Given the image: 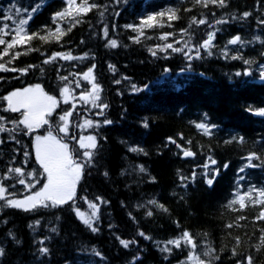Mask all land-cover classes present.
I'll return each instance as SVG.
<instances>
[{
  "label": "trees",
  "instance_id": "trees-1",
  "mask_svg": "<svg viewBox=\"0 0 264 264\" xmlns=\"http://www.w3.org/2000/svg\"><path fill=\"white\" fill-rule=\"evenodd\" d=\"M95 2L107 6L103 17L97 10L76 17L81 22L71 31L67 28L73 22L72 17L58 20L57 24L66 31L59 42L51 36L48 42L34 38L30 45H18L9 50V56L0 59L8 68L36 66L24 75L0 71V98L13 89L33 84H40L45 92L58 99L65 83L71 93L68 104L59 99L60 106L49 125L34 129L28 135L23 131L0 132V141H3L0 143V184L8 188L9 199L38 191L46 182L36 162L33 141L35 135L47 133L49 127L57 134L58 115L63 109L76 105L70 118L74 125L83 124L86 119L99 125L72 128L77 137L92 134L98 142L93 163L84 169L76 186L74 201L62 207L35 211L7 207L0 201V247L5 250L0 264H195L188 259L189 254L211 264H237L238 261L246 264L247 256L255 258L254 264H264V248L257 251L264 229V221L255 220L259 209L249 206L243 211H233L226 207L235 192L243 193L253 186L264 189V116L257 114V110L264 109V77L261 76L264 24L259 22L264 20V0H227L226 7L211 4L202 7L193 0ZM65 7V0H0V28L9 25L5 29L9 35L4 39H11L16 22L27 18L28 14L32 19L27 30L47 35L48 30L57 26L53 23V14ZM33 8L37 10L32 12ZM167 8L179 9L180 18L171 21V27L167 17H158L163 27L143 29L144 36L139 43L131 39L138 33L126 25H139L141 17ZM189 8L191 11L184 10ZM16 9H20L19 15ZM245 12L250 13L246 18L243 17ZM5 15H11L12 20H5ZM193 17L206 18L213 27L193 25L189 29V47L198 46L208 32L215 31L214 47L209 49L212 55L202 48L201 58L191 60L170 49L157 50L156 56L151 54L150 48L165 43L183 48L189 37L180 30L188 28ZM220 19L227 23L215 24ZM105 27L108 28L107 39ZM164 33L173 35L167 41L160 40ZM237 35L244 43L228 45V40ZM108 39L117 40L118 46L108 47ZM177 40L179 44L175 43ZM29 46L38 51L27 52L11 64L7 63L12 52L24 53ZM5 47L0 45V54ZM55 52L87 56L71 61L57 58L44 64ZM190 55L195 57V51ZM234 55L242 58L232 59ZM244 60L252 63L245 64ZM92 65H95V81L102 87L101 99L108 105L103 115H96L99 109L79 100L81 93L91 90V84L82 74ZM109 65H113L115 71L110 70ZM238 72L241 75L237 76ZM61 76H68V82L61 81ZM76 80L80 81V87L76 86ZM116 80L121 82L116 84ZM133 84L142 90L134 92ZM5 108L7 101L0 99V116L5 118V128L11 129L10 121L21 117L19 113L4 111ZM105 119L112 123L104 124ZM144 122L148 127L143 126ZM201 122L216 126L210 136L195 127ZM170 137L195 155L184 157L181 149L169 142ZM240 137L243 143L238 142ZM130 147L142 148L143 152H131ZM25 152L29 153L27 157ZM250 152L261 156V160L252 161L256 167L247 166L246 157ZM209 157L217 163L211 165ZM205 163L210 164L208 169L203 167ZM140 166L144 167V172L139 171ZM16 167L25 173L33 170L41 173L39 183H35L31 191L18 183L21 178L27 183L30 177L7 171ZM241 168L243 172L239 171ZM212 169H219V174L209 186L206 180L211 177ZM193 172L196 173L194 178ZM181 177L187 179L181 180ZM84 197L94 203H99L96 197L106 201L99 207L94 224L98 228L96 232L85 227L73 211L76 208L90 215L92 210ZM151 200L167 211L149 204ZM148 211L152 212L151 216L147 215ZM241 215L247 219L239 220V227H226L236 224V218ZM52 228L57 231L52 232ZM185 230L195 238V249L184 246L183 242L179 248L167 244ZM141 232L144 236L139 235ZM236 237L240 238L239 245ZM120 239L133 243L125 248ZM209 246L215 250L213 256H219L218 260L203 255ZM41 247H47L49 252L41 254ZM165 247L171 251H162ZM233 249L237 252L235 256Z\"/></svg>",
  "mask_w": 264,
  "mask_h": 264
},
{
  "label": "snow or ice",
  "instance_id": "snow-or-ice-1",
  "mask_svg": "<svg viewBox=\"0 0 264 264\" xmlns=\"http://www.w3.org/2000/svg\"><path fill=\"white\" fill-rule=\"evenodd\" d=\"M194 4L200 5L202 7H208L211 5H216L218 7H226L227 0H193ZM66 7L53 14L52 20L54 24H57L58 20H63L67 17H72L73 22L70 23V26L67 28V31H71L72 27L75 26L76 23H80V19H75L76 17H80L82 15H87V13L97 10L99 11V15L103 17L104 12L107 10V6L103 4H98L95 0H65ZM37 9L33 8L32 12H35ZM185 11H191V9H184ZM11 11V9H9ZM27 11V10H25ZM179 9L175 8H167L164 11L153 13L147 15L145 17H141L139 25H126L127 28L132 29L134 32H137V36L132 37L135 42H140V37L144 36L143 29H151L157 26L163 27V23H161L157 18L167 17L168 26L171 27V21L177 20L180 17L178 16ZM17 15L20 14V9H16ZM250 13L245 12L243 13V17H248ZM235 19V17H233ZM5 20H12L11 15H5ZM32 19L31 14L27 15V18H20L16 22L15 28L12 30L14 35L11 36L9 41L4 39L5 35H9L5 29H8L9 25L4 24L3 28H0V45H6L3 49L2 54H0V59H3L4 56H9V50L15 49L18 45H30L31 41L34 38H38L43 42H48V37H55L57 42L59 39L66 35V31H64L59 24H57L54 30H48L47 35H41L39 32H29L27 30V25L29 21ZM261 24H264V20L259 21ZM227 23L226 20L220 19L216 20L215 24H223ZM207 24L209 28L213 27V24L210 23L206 18L197 19L193 17L191 23L189 24L188 28L181 29L182 35H188L189 39L184 42V47H174L173 43H165L164 45H156L154 49L150 48L149 51L153 56L157 55V50L160 52H167L169 49L174 53H182L188 60L193 58L199 59L201 58L200 49H204L208 55H212V52L209 50L214 45L212 41L215 39V31L208 32L207 38L203 40L201 44L198 46L193 45L189 47V43L191 41V35L189 34V29L192 28L193 25H205ZM104 36L107 39L108 37V28L105 27L103 29ZM173 33H164L161 34L159 39L163 41H167ZM146 39H151V37H145ZM257 39H259L257 37ZM175 43L179 44L180 41L177 40ZM228 45H236L237 43L243 44L241 37L239 35L231 38L228 40ZM107 46L111 48H116L118 46V41L115 39H108ZM187 49V51H185ZM31 51H38V49L27 47L24 53L21 52H12L11 58L7 61L8 64H11L13 60L17 59L22 54H27V52ZM195 51V57L190 55ZM224 55L227 57V51L224 52ZM87 56L85 54L82 57H74L72 54L64 53V52H55L53 53L48 59L43 61L44 64H48L54 62L57 58L71 61V60H80L84 59ZM232 59H241L240 56H232ZM245 64H250L252 61L244 60ZM36 66L28 65L26 68L17 69V68H8L5 66V63H0V71L2 72H20L22 75L27 74L28 71ZM95 65L88 68L86 72L82 74V77L85 81H88L91 84V90L88 92L81 93L79 96V100L82 101L84 104L90 103L92 107L99 109L96 115H103L104 110L108 107L106 103H103L101 99V92L102 87L99 83L95 81V76L93 75V70ZM110 70L115 71L113 65H109ZM43 72V68L40 69ZM167 71V69L165 70ZM245 75L249 74L248 72L244 73ZM70 75H81L78 73H70ZM237 76L241 75V73H236ZM261 76L264 77V71H261ZM61 81L68 82V76H61L59 77ZM124 79H128V77H124ZM121 81L116 80L115 83L119 84ZM76 86L80 87V81H75ZM146 87V86H145ZM132 90L134 92L141 91L142 89L138 88L135 84L132 85ZM70 92L68 84L65 85L60 89V97L63 100V103L68 104V96L67 93ZM4 101H7V108L4 109L6 112L12 113H19L20 119L11 120L10 122L13 124V128L6 129L4 126V117L0 116V132H16V131H23L25 135L31 134L34 129L41 128L45 125H49L50 119L53 117L54 113H56V109L60 106V100L57 99L56 96L50 95L45 92L44 88L40 84L31 85L22 89H16L10 92L8 95L3 96L0 98ZM76 110V105L71 104L69 108L63 109L61 113L58 115V122L56 124V135L53 134V129L51 127L47 128V135L44 136H36L34 149H35V156L36 162L39 164L40 168L42 169V174L45 179V183L43 186L32 194L26 196L24 199H9L6 196L8 192V188L5 187L3 184H0V201H4V205L7 207H13L22 209L24 211H35L38 208H58L62 207L65 204H68L70 201H74L76 196V186L79 181L82 179L84 174V169L91 166L95 157V150L98 148L97 137L95 135H80L77 137L73 132L72 128L77 127L83 129L85 127H93L99 126L98 124H94V122L90 119L84 120L83 124H76L72 123L70 119ZM258 115L264 116V109L257 110ZM104 124H111L112 121L105 119L103 121ZM23 128H20V126ZM144 127H148L147 122H144ZM197 129L202 130L204 135L210 136L211 129L215 128V125H209L206 123H197L195 125ZM63 135H60V134ZM15 139V137H12ZM181 139L183 137L181 136ZM235 140L236 138L233 137ZM74 141L75 143L72 144L70 142ZM3 141H0L2 143ZM19 143V140L16 141ZM169 142L176 145L177 148H180L184 157H192L195 155L193 151L190 149H186L182 147V145L178 144L174 139L171 137L169 138ZM232 141H226V143H231ZM239 143H243V137H240L238 140ZM189 144L191 141L188 142ZM129 151L131 152H143L142 148L138 147H130ZM147 153H145L146 155ZM25 157L29 155L28 152L24 153ZM248 167H256L252 163L253 160H261V156L256 152H250L246 157ZM209 161L211 165H215L217 162L216 160L209 157ZM264 163V161H262ZM209 163H205L203 167L208 169L210 167ZM225 168L228 167L227 164L224 165ZM9 173H16L18 176H25L27 175L31 179L26 183L25 179H19L18 183L21 185H25V187L31 191L35 187V183H39L41 173H38L36 170H33L30 173H25L24 170L20 167L16 168H8L7 170ZM140 172H144L145 169L143 166L139 168ZM240 172L244 171V168L239 170ZM219 174V169H212L211 177L206 180V183L209 186H212L214 183L215 177ZM107 175V173H105ZM196 173L193 172V178L195 177ZM8 177H5L7 179ZM187 179L186 177H181V180ZM243 179V177H241ZM15 187V185H12ZM255 193V195H253ZM85 202L88 203L89 208L92 210L90 215H85L84 213L80 212L78 209L73 208L77 218L83 223L85 227H87L90 231L96 232L98 228L94 226L95 221L98 220V212L100 204L106 203L103 201L101 197H96V201L99 203H94L87 200V197L83 198ZM154 206L160 207L164 211L163 205H158L155 200H151L148 202ZM236 205L239 207L237 208ZM256 207L259 209L258 214L255 216V220L257 221H264V189H257L254 186L249 188L247 191L235 192L234 198L231 199L226 207L233 211H243L246 207ZM148 216L152 215L151 211H148ZM236 224H227V228L232 227H239V220H245L247 217L241 215L238 216ZM39 224V221L36 222ZM52 232H56L57 229L52 228ZM261 243L257 246V251H260L261 248H264V229L261 230ZM11 235V233H9ZM139 235L144 236V233L141 232ZM149 238V237H145ZM237 245L240 243V238L236 237ZM181 242H183L184 246H190L192 249L197 247V243L195 238L190 234L188 231H183L180 237L167 241V244L174 245L175 247H181ZM41 244L44 241H40ZM132 241H125L120 239V244L123 245L125 248L129 246ZM162 251H171V249L165 247ZM214 249L210 246L206 248L203 255L205 256H212L213 259L218 260L219 256H213ZM41 254H47L49 249L47 247H41L39 249ZM5 254V250L0 247V256ZM232 254L235 256L237 252L233 249ZM99 255V253H97ZM138 259V257L136 258ZM189 260H194L195 264H211V261H205L200 259L199 257L193 256L189 254ZM254 257L247 256L244 258L246 264H254ZM237 264H243V261H238Z\"/></svg>",
  "mask_w": 264,
  "mask_h": 264
},
{
  "label": "rangeland",
  "instance_id": "rangeland-1",
  "mask_svg": "<svg viewBox=\"0 0 264 264\" xmlns=\"http://www.w3.org/2000/svg\"><path fill=\"white\" fill-rule=\"evenodd\" d=\"M67 96H68V93L66 94ZM45 135H47V134H45ZM44 136V135H43ZM25 197H23V198H20V199H24Z\"/></svg>",
  "mask_w": 264,
  "mask_h": 264
},
{
  "label": "bare ground",
  "instance_id": "bare-ground-1",
  "mask_svg": "<svg viewBox=\"0 0 264 264\" xmlns=\"http://www.w3.org/2000/svg\"><path fill=\"white\" fill-rule=\"evenodd\" d=\"M181 85V84H180Z\"/></svg>",
  "mask_w": 264,
  "mask_h": 264
}]
</instances>
